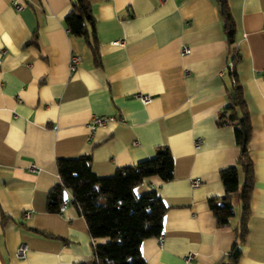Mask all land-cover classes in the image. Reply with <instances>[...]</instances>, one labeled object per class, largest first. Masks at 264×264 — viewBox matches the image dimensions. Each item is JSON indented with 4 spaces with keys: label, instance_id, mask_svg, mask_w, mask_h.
Segmentation results:
<instances>
[{
    "label": "crops",
    "instance_id": "1",
    "mask_svg": "<svg viewBox=\"0 0 264 264\" xmlns=\"http://www.w3.org/2000/svg\"><path fill=\"white\" fill-rule=\"evenodd\" d=\"M11 1L0 0V264H72L103 241L89 237L68 190L58 212L45 211L56 157L86 154L102 176L151 156L157 145L169 149L171 178L149 176L132 188L136 195L154 189L166 207L160 240L139 243L145 263L224 262L239 216L216 226L206 199L222 194L218 170L233 164L237 148L232 128L215 124L230 66L215 0H86L99 64L64 27L70 0H19L18 10ZM226 2L253 170L234 264H264V0ZM71 53L78 61L69 70ZM93 114L113 120L89 132ZM18 242L26 246L23 258L14 254ZM187 251L193 256L185 260Z\"/></svg>",
    "mask_w": 264,
    "mask_h": 264
},
{
    "label": "trees",
    "instance_id": "2",
    "mask_svg": "<svg viewBox=\"0 0 264 264\" xmlns=\"http://www.w3.org/2000/svg\"><path fill=\"white\" fill-rule=\"evenodd\" d=\"M225 53L230 66L225 68L228 84L224 86L225 105L215 117V124L232 128L237 155L233 164L218 170L223 192L206 199L215 225L227 227L233 216V202L239 205V220L235 228L226 260L220 264H234L239 255V244L246 233V219L253 186V170L248 142L251 124L241 86L237 80L235 61V26L226 0H215ZM67 32L80 37L87 46L92 61L99 64L94 18L86 0H70L63 17ZM57 182L46 191L44 209L58 212L64 201L63 191L70 193V203L83 217L90 238L94 242L89 257L72 264H146L139 252L142 239L156 236L161 231V216L165 205L154 189L138 195L133 186L149 176L166 181L172 176V158L166 145H157L151 156L135 163L114 168L108 175L98 176L90 169V157L79 154L54 159ZM238 173L241 180H238Z\"/></svg>",
    "mask_w": 264,
    "mask_h": 264
},
{
    "label": "built area",
    "instance_id": "3",
    "mask_svg": "<svg viewBox=\"0 0 264 264\" xmlns=\"http://www.w3.org/2000/svg\"><path fill=\"white\" fill-rule=\"evenodd\" d=\"M21 2L19 0H12L11 1V6L15 9V10H18L21 8ZM263 27H264V23H263ZM113 44H121V40H115L113 41ZM188 52V48L185 47V46H182L179 50V53L180 54H186ZM78 61V56L75 55V54H70L69 57H68V69L71 70L73 69L75 63ZM139 98L141 100L142 103H147L149 101V97L147 95H139ZM113 120V117L112 116H106V115H91L89 120L87 121L86 123V126L88 128V131L89 132H92V130L96 127V126H99L101 124H103L104 122L106 121H111ZM198 141V140H195V142ZM32 168V165L29 167V169ZM197 179L196 178H193L190 183L191 185H196L197 184ZM26 214V213H25ZM161 238V235L158 234V241L160 240ZM25 250H26V246L23 242H18L15 246V249H14V254L17 258H23L24 255H25ZM191 256H193V252L191 251H187L183 258L185 260L189 259Z\"/></svg>",
    "mask_w": 264,
    "mask_h": 264
},
{
    "label": "rangeland",
    "instance_id": "4",
    "mask_svg": "<svg viewBox=\"0 0 264 264\" xmlns=\"http://www.w3.org/2000/svg\"><path fill=\"white\" fill-rule=\"evenodd\" d=\"M233 210H234V213H233V216H231V220L235 219V218H238L239 216V208H238V205L236 203L233 204Z\"/></svg>",
    "mask_w": 264,
    "mask_h": 264
}]
</instances>
